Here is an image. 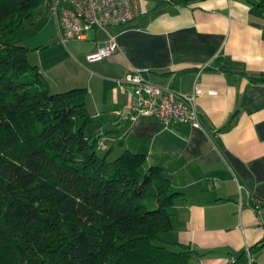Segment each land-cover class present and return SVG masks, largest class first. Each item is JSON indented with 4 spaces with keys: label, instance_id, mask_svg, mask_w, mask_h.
I'll return each mask as SVG.
<instances>
[{
    "label": "crops",
    "instance_id": "crops-1",
    "mask_svg": "<svg viewBox=\"0 0 264 264\" xmlns=\"http://www.w3.org/2000/svg\"><path fill=\"white\" fill-rule=\"evenodd\" d=\"M141 3L133 22L92 29L70 49L82 71L74 82L88 90L89 133L113 152L143 154L165 169L181 194L170 239L179 243L174 250L195 252L191 264H264V232L252 207L264 198L263 0ZM110 36L118 51L89 63ZM133 71L196 94L201 125L117 117L114 111H128L133 87L125 79Z\"/></svg>",
    "mask_w": 264,
    "mask_h": 264
},
{
    "label": "trees",
    "instance_id": "trees-1",
    "mask_svg": "<svg viewBox=\"0 0 264 264\" xmlns=\"http://www.w3.org/2000/svg\"><path fill=\"white\" fill-rule=\"evenodd\" d=\"M48 1L0 0V264H191L165 169L109 150L88 90L54 94L30 63L18 37Z\"/></svg>",
    "mask_w": 264,
    "mask_h": 264
},
{
    "label": "built area",
    "instance_id": "built-area-1",
    "mask_svg": "<svg viewBox=\"0 0 264 264\" xmlns=\"http://www.w3.org/2000/svg\"><path fill=\"white\" fill-rule=\"evenodd\" d=\"M46 7L56 20L64 44L70 40H85L92 29L106 30L129 24L143 13L141 0H49ZM117 51L116 38L110 36L97 51L87 55V61L101 62ZM125 83L133 87V93L128 111H114L120 119L135 122L139 118L148 117L164 125H201L196 94L184 95L171 88L160 87L146 79L140 71L130 72ZM254 203L256 205L252 207L264 232V201L258 198ZM236 263V259L230 260V264Z\"/></svg>",
    "mask_w": 264,
    "mask_h": 264
},
{
    "label": "rangeland",
    "instance_id": "rangeland-1",
    "mask_svg": "<svg viewBox=\"0 0 264 264\" xmlns=\"http://www.w3.org/2000/svg\"><path fill=\"white\" fill-rule=\"evenodd\" d=\"M55 21L50 13L38 14L26 24L18 37L22 38L20 43L28 48L30 63L39 66L49 78L54 94L78 88L80 85L74 82V77L82 73L75 68L79 64L70 58V49L80 41L70 40L67 45L62 44Z\"/></svg>",
    "mask_w": 264,
    "mask_h": 264
}]
</instances>
